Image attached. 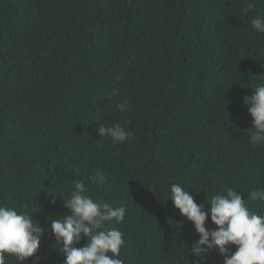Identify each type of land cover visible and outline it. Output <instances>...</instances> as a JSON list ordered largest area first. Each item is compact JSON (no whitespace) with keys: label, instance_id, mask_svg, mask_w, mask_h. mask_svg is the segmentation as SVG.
<instances>
[{"label":"trees","instance_id":"1","mask_svg":"<svg viewBox=\"0 0 264 264\" xmlns=\"http://www.w3.org/2000/svg\"><path fill=\"white\" fill-rule=\"evenodd\" d=\"M255 2L245 12L247 0H0V204L45 229L39 264H64L50 223L69 214L74 181L126 208L108 222L123 233L124 264H196L198 234L167 200L171 184L205 211L222 188L242 198L264 189V145L247 142L243 103L264 83V34L251 26L264 0ZM113 123L133 137L113 145L97 134ZM248 206L264 213V202ZM222 260L213 249L200 264Z\"/></svg>","mask_w":264,"mask_h":264},{"label":"clouds","instance_id":"2","mask_svg":"<svg viewBox=\"0 0 264 264\" xmlns=\"http://www.w3.org/2000/svg\"><path fill=\"white\" fill-rule=\"evenodd\" d=\"M256 6L255 0H247L244 11ZM251 26L257 33L264 34V16L253 17ZM111 95H119V90H113ZM243 103L251 117L247 142L253 146L264 145V83L245 96ZM128 105L129 101L124 99L116 104V110L123 113ZM96 131L100 137L109 138L113 145L126 143L133 137L121 123L100 124ZM89 180L100 186L106 177L103 172L96 171ZM73 183L74 189L61 198L69 214L50 223L55 243L61 245L58 250L65 257L64 264H124L119 258L125 243L123 233L108 226V222L124 221L126 208H114L107 202L94 200L87 194L83 181ZM242 194L232 187L213 192L207 196L208 209L205 211L204 205L197 204L185 186L170 185L167 200L172 201L174 208L192 223L198 234L189 249L196 264L213 249L223 257L222 264H264V213L258 214L248 206L251 202H264V189L251 190L247 198H242ZM32 216L0 204V264H6L8 257H13L15 262L33 258L34 264H39L41 257L35 254L45 229ZM208 220L216 226L214 229L206 228ZM82 238H87L84 246L75 247ZM230 246H235V251Z\"/></svg>","mask_w":264,"mask_h":264}]
</instances>
